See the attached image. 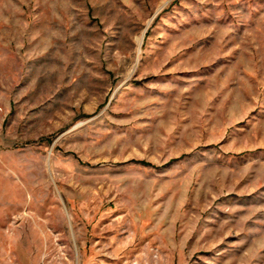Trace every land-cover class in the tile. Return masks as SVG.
Here are the masks:
<instances>
[{
	"label": "rangeland",
	"instance_id": "obj_1",
	"mask_svg": "<svg viewBox=\"0 0 264 264\" xmlns=\"http://www.w3.org/2000/svg\"><path fill=\"white\" fill-rule=\"evenodd\" d=\"M0 264H264V0H0Z\"/></svg>",
	"mask_w": 264,
	"mask_h": 264
}]
</instances>
